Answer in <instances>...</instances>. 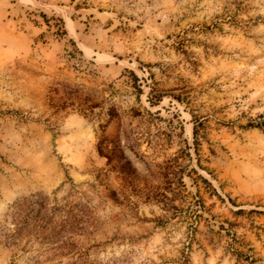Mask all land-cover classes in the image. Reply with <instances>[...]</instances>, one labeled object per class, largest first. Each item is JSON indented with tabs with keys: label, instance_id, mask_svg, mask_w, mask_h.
<instances>
[{
	"label": "rangeland",
	"instance_id": "374dc122",
	"mask_svg": "<svg viewBox=\"0 0 264 264\" xmlns=\"http://www.w3.org/2000/svg\"><path fill=\"white\" fill-rule=\"evenodd\" d=\"M0 264H264V0H0Z\"/></svg>",
	"mask_w": 264,
	"mask_h": 264
},
{
	"label": "trees",
	"instance_id": "16d2710c",
	"mask_svg": "<svg viewBox=\"0 0 264 264\" xmlns=\"http://www.w3.org/2000/svg\"><path fill=\"white\" fill-rule=\"evenodd\" d=\"M57 21L60 24L62 23L60 19H57ZM127 72L130 75L131 79L136 81V77L132 74V72H130V71H127ZM175 100L179 101L178 97H175ZM158 101H159V99H157L156 101L148 100V103L150 106H154L158 103ZM193 123H194V125L192 127V137H193V142L195 145V142H196V126L197 125H196V121ZM96 151L100 157H103L106 160V165L111 164L116 159H122V151L119 149L117 140L113 141L110 139L108 140L105 137H100V139L97 143V146H96ZM194 151H196V149H194ZM201 181L204 184H206L207 187H209V185L205 181V179L201 178ZM42 199H44V197H42V196H39L36 201H33V199H30V198L24 199L23 203L18 207V211H20L19 213L21 214L22 210L25 209L28 214L31 213V217L33 220H35L37 222L43 221V218L45 216L48 217L49 214L52 213L53 209L50 210L49 213H47L46 206L44 205ZM237 212H242V211L238 210ZM250 212H255V211H250ZM64 213H65V211L63 212L62 216H64ZM69 221H70L69 218L67 219L66 217L65 218L63 217V219L61 221H59V223L57 225H56V222L54 221L52 223L54 226H52V228H50L49 230L46 229V226L42 229V227L35 225V228L33 229V233L41 236V234H43V232H46V231L47 232H49V231L53 232V227L54 228L58 227L57 229H62L63 227H65V225H67L69 223ZM47 223H48V218L46 219L44 224L47 225ZM64 245H68V243H64L63 246Z\"/></svg>",
	"mask_w": 264,
	"mask_h": 264
}]
</instances>
